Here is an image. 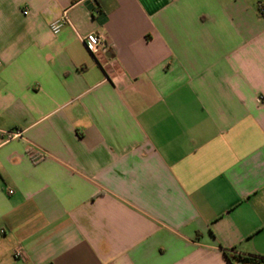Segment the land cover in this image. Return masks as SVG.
Masks as SVG:
<instances>
[{"label": "crops", "instance_id": "1", "mask_svg": "<svg viewBox=\"0 0 264 264\" xmlns=\"http://www.w3.org/2000/svg\"><path fill=\"white\" fill-rule=\"evenodd\" d=\"M260 7L0 0V264L264 259Z\"/></svg>", "mask_w": 264, "mask_h": 264}, {"label": "built area", "instance_id": "2", "mask_svg": "<svg viewBox=\"0 0 264 264\" xmlns=\"http://www.w3.org/2000/svg\"><path fill=\"white\" fill-rule=\"evenodd\" d=\"M68 12L69 10L64 11L60 19L52 23L51 30L54 35H58L62 31V29H64L67 25L70 24ZM259 13L261 16H264V7L259 8ZM23 14L27 15L28 11H24ZM83 42L87 50L94 56L98 55L99 53L104 52L106 47L108 46L106 37L102 34L89 35L83 39ZM0 67H1V63H0ZM19 136L20 134L18 132L7 134V137L9 139H15V138H18ZM14 257L18 259L21 257V254L16 253ZM257 264H264V262H259Z\"/></svg>", "mask_w": 264, "mask_h": 264}, {"label": "trees", "instance_id": "3", "mask_svg": "<svg viewBox=\"0 0 264 264\" xmlns=\"http://www.w3.org/2000/svg\"><path fill=\"white\" fill-rule=\"evenodd\" d=\"M227 257L232 260H237L239 262L251 263V264H257L259 262H264L263 258H258V257H243L241 255L236 256V255H231V254H227Z\"/></svg>", "mask_w": 264, "mask_h": 264}]
</instances>
